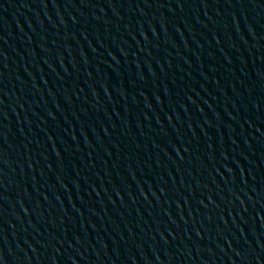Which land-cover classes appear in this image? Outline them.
I'll return each instance as SVG.
<instances>
[{"label":"water","instance_id":"95a60500","mask_svg":"<svg viewBox=\"0 0 264 264\" xmlns=\"http://www.w3.org/2000/svg\"><path fill=\"white\" fill-rule=\"evenodd\" d=\"M0 264H139L106 0H0Z\"/></svg>","mask_w":264,"mask_h":264}]
</instances>
